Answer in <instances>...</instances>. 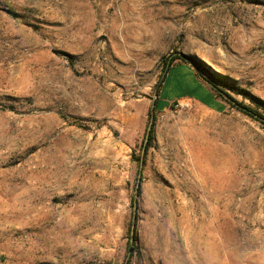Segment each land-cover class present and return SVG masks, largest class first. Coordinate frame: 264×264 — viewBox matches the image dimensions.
<instances>
[{
	"label": "rangeland",
	"instance_id": "obj_1",
	"mask_svg": "<svg viewBox=\"0 0 264 264\" xmlns=\"http://www.w3.org/2000/svg\"><path fill=\"white\" fill-rule=\"evenodd\" d=\"M177 54L264 114V0H0V264H125L133 214L129 264H264V127Z\"/></svg>",
	"mask_w": 264,
	"mask_h": 264
},
{
	"label": "trees",
	"instance_id": "obj_2",
	"mask_svg": "<svg viewBox=\"0 0 264 264\" xmlns=\"http://www.w3.org/2000/svg\"><path fill=\"white\" fill-rule=\"evenodd\" d=\"M176 61H180V62L190 66L194 72L195 77L199 81H201L205 86H207V88L210 90V92L216 98L220 99L221 101H223L224 103L229 105L231 108H234L237 111H239L240 113H242V114L248 116L249 118L255 120L262 127H264V114L260 113L257 109H253L250 106L244 105L243 103L237 101L230 94L229 91L233 90V92L238 93V94H241V91H239L237 88L229 85L227 77L217 73L216 71H214L212 68H210L208 65H206L203 61H201L199 59L187 57L185 55L181 56L180 54L174 55L173 57H171L170 59H168L164 63V72L168 71L170 66L173 65ZM162 78H163V80L159 82V84L156 88V93H158L162 83L164 82L165 76ZM153 104H154V108H153V112H152V117H153V113L155 111H157L158 101L155 100L153 102ZM150 117H151V114H150ZM153 125H154V121L152 122L151 129L149 131L147 139L145 140V138H144L143 155L141 154L134 159L138 164L139 170L144 165L145 156L147 154L148 148L150 147V144L152 143ZM134 190H135L136 194L138 195L140 193V185L136 184L134 187ZM132 207H133V203H132ZM135 223H136V215H134V231H133V233L131 234V230H129V237H128V241H127V257H126L125 264H129L130 258L132 256L134 249H135V244L137 241Z\"/></svg>",
	"mask_w": 264,
	"mask_h": 264
},
{
	"label": "water",
	"instance_id": "obj_3",
	"mask_svg": "<svg viewBox=\"0 0 264 264\" xmlns=\"http://www.w3.org/2000/svg\"><path fill=\"white\" fill-rule=\"evenodd\" d=\"M181 56H182V55H181ZM153 108H154V104H153L152 107H151V117H150V122H149L148 127H147L145 140L147 139V136H148V134H149V131H150V129H151V125H152V122H153V117H152ZM143 150H144V148L142 149V152H141L142 155H143V152H144ZM133 207H134V208L136 207V202H135V200H134V202H133ZM130 230H131V234H132L133 231H134V214H133V219H132V223H131Z\"/></svg>",
	"mask_w": 264,
	"mask_h": 264
},
{
	"label": "crops",
	"instance_id": "obj_4",
	"mask_svg": "<svg viewBox=\"0 0 264 264\" xmlns=\"http://www.w3.org/2000/svg\"><path fill=\"white\" fill-rule=\"evenodd\" d=\"M184 94V93H183ZM182 95V94H181Z\"/></svg>",
	"mask_w": 264,
	"mask_h": 264
}]
</instances>
